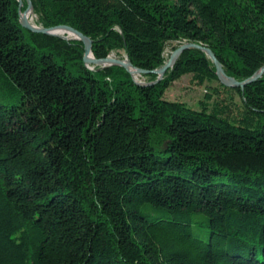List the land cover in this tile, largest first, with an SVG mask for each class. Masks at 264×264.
<instances>
[{
	"label": "trees",
	"instance_id": "16d2710c",
	"mask_svg": "<svg viewBox=\"0 0 264 264\" xmlns=\"http://www.w3.org/2000/svg\"><path fill=\"white\" fill-rule=\"evenodd\" d=\"M32 1L97 58L194 41L238 80L264 66V0ZM23 2L0 0V264H264V74L226 86L198 48L156 82L89 65ZM184 74L216 83L199 109L165 96Z\"/></svg>",
	"mask_w": 264,
	"mask_h": 264
},
{
	"label": "water",
	"instance_id": "95a60500",
	"mask_svg": "<svg viewBox=\"0 0 264 264\" xmlns=\"http://www.w3.org/2000/svg\"><path fill=\"white\" fill-rule=\"evenodd\" d=\"M19 1V8L23 5V0H18ZM27 1V7L26 9L21 12L20 11V21L22 25L34 32H42L46 34H52V35H61L55 32L56 29H62L63 31H67L68 33L74 34L77 39H80L84 43V61L86 64L93 63V64H98V65H108L112 63H116L119 65L124 66L128 71L133 74L135 78L140 76L143 73L147 72H153L157 74V79L154 80V82L158 81L161 79L166 71L173 66V64L176 62V60L180 57V55L187 49L189 48H198L202 51H204L207 56L213 61L216 67V73L219 78V80L226 86L229 87H241L242 89L244 88L245 84L256 80L257 78L261 77L264 74V66H262L258 71H256L253 75L250 77L243 79V80H238L234 76L229 75L223 64L220 62L214 51L207 45L194 42V41H185L182 44H180L170 55V58L160 66L159 68L152 69V70H147V69H142L139 67H136L132 61L127 57L126 59H120L116 58L113 56H105L101 58H97L94 56L92 52V39L85 35L83 32L80 30L74 28L73 26L69 24H59V25H54V26H49V27H44L40 25L33 24L30 21V18L28 17V12L33 10V2L32 0H26ZM62 37H66L64 35H61ZM153 82V81H152Z\"/></svg>",
	"mask_w": 264,
	"mask_h": 264
},
{
	"label": "rangeland",
	"instance_id": "374dc122",
	"mask_svg": "<svg viewBox=\"0 0 264 264\" xmlns=\"http://www.w3.org/2000/svg\"><path fill=\"white\" fill-rule=\"evenodd\" d=\"M24 10H21V12H23ZM32 12H33L35 24L44 26L39 21V16L34 9V5H33ZM44 27H49V26H44ZM58 34L64 35L66 37H62L61 35H54V36H59L66 40L77 39L74 34L70 36L71 33H68L67 31H63V33H58ZM49 35H52V34H49ZM182 43L183 42L181 41H169L168 43H166L165 50H164V56H165L166 62L170 58V55L172 54V52ZM107 56H113V57L120 58V59H126L128 57L125 52V49L122 46H120L116 50L111 51ZM90 64H93V63H89V65ZM113 64H116V63L108 64V66L113 65ZM215 84L216 83H211V84L206 83V84L201 85L193 79L191 74H184L183 76H181L180 78L172 82V84L167 89L165 96L168 99L183 101L189 104L191 107L199 109L201 107V103L203 102V100H205V94L207 93L208 90H210L209 89L210 86H213ZM233 94H234L235 100L240 102L239 95L237 93H233Z\"/></svg>",
	"mask_w": 264,
	"mask_h": 264
},
{
	"label": "bare ground",
	"instance_id": "6f19581e",
	"mask_svg": "<svg viewBox=\"0 0 264 264\" xmlns=\"http://www.w3.org/2000/svg\"><path fill=\"white\" fill-rule=\"evenodd\" d=\"M28 17L30 18V21L33 24H35L34 17H33V12L32 11H29L28 12ZM55 32H57V33H63V30L62 29H56ZM70 36H72V34H70Z\"/></svg>",
	"mask_w": 264,
	"mask_h": 264
}]
</instances>
